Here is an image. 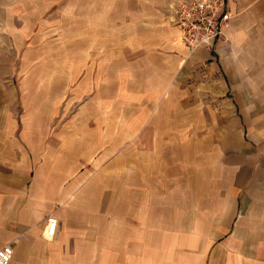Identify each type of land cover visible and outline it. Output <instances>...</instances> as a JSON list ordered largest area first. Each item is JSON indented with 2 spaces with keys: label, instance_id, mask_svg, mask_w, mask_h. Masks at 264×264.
<instances>
[{
  "label": "rangeland",
  "instance_id": "374dc122",
  "mask_svg": "<svg viewBox=\"0 0 264 264\" xmlns=\"http://www.w3.org/2000/svg\"><path fill=\"white\" fill-rule=\"evenodd\" d=\"M164 1L0 0V92L40 149L58 157L69 145L94 204L116 191L137 220L190 231L214 203L230 204L239 106L205 73L163 70L144 32L163 26L150 24Z\"/></svg>",
  "mask_w": 264,
  "mask_h": 264
},
{
  "label": "crops",
  "instance_id": "0c3cea01",
  "mask_svg": "<svg viewBox=\"0 0 264 264\" xmlns=\"http://www.w3.org/2000/svg\"><path fill=\"white\" fill-rule=\"evenodd\" d=\"M164 2L162 18L150 24L163 26L144 32L159 48L163 70L205 73L225 93L229 85L239 106L237 171L223 196L230 204L214 203L206 222H191L192 231L180 221L137 220L134 206H119L116 191L111 203L102 196L94 204L98 194L88 193L69 145L58 157L40 149L39 131L23 124L0 92V247L12 246L10 264H264V0H228L233 16L223 36L193 50L178 40ZM50 216L57 223L47 238Z\"/></svg>",
  "mask_w": 264,
  "mask_h": 264
},
{
  "label": "built area",
  "instance_id": "2783aa9c",
  "mask_svg": "<svg viewBox=\"0 0 264 264\" xmlns=\"http://www.w3.org/2000/svg\"><path fill=\"white\" fill-rule=\"evenodd\" d=\"M228 0H173L169 5L168 22L177 29V38L189 50L211 47L223 36V27L231 20ZM57 220L50 216L44 231L45 237L54 235ZM13 248L0 247V264H10Z\"/></svg>",
  "mask_w": 264,
  "mask_h": 264
}]
</instances>
